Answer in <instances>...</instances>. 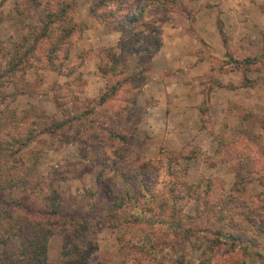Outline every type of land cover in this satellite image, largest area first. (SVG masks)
I'll return each instance as SVG.
<instances>
[{"label": "rangeland", "instance_id": "1", "mask_svg": "<svg viewBox=\"0 0 264 264\" xmlns=\"http://www.w3.org/2000/svg\"><path fill=\"white\" fill-rule=\"evenodd\" d=\"M220 1L211 0L208 5L207 3L199 5L197 0H168V8L161 12L157 10L156 2L153 1L145 7V12L137 25H128V29L126 26L123 30L112 31L106 25L99 23L90 12L91 4L96 3L97 0H70V8L65 18L57 17L54 23L50 24L54 30L52 35L55 36L56 41L59 39L60 49L51 53V46H47L45 52H49L54 58L47 62L43 56L36 54L20 80L16 79L15 86L10 83L3 89L7 93H12L23 88L21 94L9 100L1 116L0 127L3 128L19 122L24 110L54 114L56 101L69 104L71 109L76 105L75 112L80 111V107L83 109V104H86L87 100L95 99L100 94L108 78L110 82L114 81L109 74L107 78L101 73V67L111 72V65L102 57L110 55L109 52H115L113 48L122 43V51H117L124 53L122 69L125 74L136 76L140 85L135 95L136 102L131 108L133 117V125L130 127L131 137L127 133L128 140L115 145V150L121 156L118 161L136 156L155 160L162 152L170 154V150L187 154L190 158L179 161L174 170L177 175H181L183 169L186 170L183 176L191 186L195 187L194 193L180 199L174 213L171 210L155 208L152 215L151 212L146 211L141 202L136 207L135 203L130 201L131 198L122 197L123 185L117 180L120 174L116 171L121 164L114 163L116 155L113 156L111 147L113 145L108 141H101L99 138L84 139L82 136L66 142L52 133L43 132L35 134L34 139L22 147L20 156H16L20 160L17 159L20 163L18 176L10 181L5 179L7 174L3 173L0 177L2 178L0 218L6 214L17 215V223L23 226L24 230L27 229L29 227L27 220L31 221L30 213L21 210L17 205L14 206V202L29 201L30 208L36 205L43 209L47 202L42 200L44 194H51L52 190H55L61 197L64 215L88 217L86 230L80 229L79 235L73 240V244L77 246L75 251L80 256L76 264H122L125 249L121 245V240L131 233L143 234L144 239L147 240L150 228L121 221H114L112 225L109 219H99L102 215L112 214L120 218H131L140 213L147 216L151 214L156 221L154 224L156 232L168 233L172 239L176 237L175 232L181 231L178 224L182 223L184 229L190 228L192 223L184 216L196 214L197 195L200 198L204 197L208 202L229 195L240 200L254 198V205L263 212L264 63H244L243 60L252 57L264 58V29L251 34L250 32L254 30L252 28L248 35L243 31L242 38L245 43L234 45L231 41L234 39V35L231 34L233 26L230 25L231 23L228 25L222 23L217 11L210 9L215 5L218 6ZM54 2L55 0L0 2V44L5 39L18 42L24 31L41 23L40 20L44 15L46 16L47 10L52 14L58 12ZM16 3L20 5V11L16 8ZM223 3L224 1L221 4ZM138 4L141 6L142 0H138ZM209 9L216 16L214 31L221 39L223 54L228 55L226 59L215 53L213 45L202 39L200 45H197V38L193 34L197 32H194L191 22L188 24V21L208 19L212 15ZM155 16L158 17L157 20L154 19ZM166 19L171 21L168 22ZM167 24H173L178 28L191 27L192 38L189 36L183 38L184 34L180 37L173 36ZM69 29L73 32L66 34ZM106 31L113 36H120V39L109 38ZM187 31L185 33L189 32ZM120 32L123 36L113 34ZM168 32L169 37L166 36L164 39V35ZM177 38H182L183 42ZM163 45L164 47L168 45L169 52H177L180 56L186 54L189 56L188 59L194 58L195 62L203 56L211 61L210 71L203 76L204 102L199 107L200 115L196 121H192L191 129H187L191 121L179 124L181 129H177V132L182 135L181 138L174 134L173 138L163 139L161 130L158 128L151 130L158 120L151 122L150 118H147V108L160 100L163 95L162 85L157 81L160 77L158 69L162 67L156 62ZM169 52L161 54L168 56ZM162 61L159 60L158 64H162ZM235 68L239 69L237 73L240 74L243 83L248 82V91L233 100L232 98L235 97L232 94L223 120L217 124L215 118L217 110L213 104L221 99L224 91L215 88V85L219 83L221 73H228L229 69ZM17 85L19 88L16 87ZM76 99L78 102L74 103ZM168 103L175 105L177 100L169 98ZM175 106L179 107V105ZM202 129L206 130L205 134L212 136V138L202 136V144L194 143L192 136L186 135L194 134L197 130L200 132ZM177 139L181 141L177 142ZM170 140L173 142L170 143ZM206 141H211L213 144H207ZM111 175L115 178L113 182L107 179ZM32 183L38 186L27 190V185ZM129 185L131 192L136 183L129 182ZM34 192H38V196ZM47 196L51 199L53 195ZM31 197L36 204L31 203ZM115 199L116 202H127L122 207L116 208L111 203ZM169 214L175 219L171 220ZM243 232L249 249L255 248L264 253V235L256 232V236L253 237L252 230L248 228L243 229ZM205 236L203 234L193 237L192 243H187L190 245L189 248L186 249L185 246L186 254L183 258L179 256L178 261L166 260L164 264H198L201 250L211 244L204 238ZM64 238L65 235L59 229L50 236L47 247L48 263L57 264L61 260ZM19 242L20 236H12L6 244L0 243V252L7 249L16 254ZM249 249H244L239 258L246 260L248 264H264V255L258 253L250 255ZM229 254L228 247L216 248L209 264H213L215 258L226 260L225 264L230 263L231 260L235 261L230 258V261L228 260Z\"/></svg>", "mask_w": 264, "mask_h": 264}, {"label": "trees", "instance_id": "2", "mask_svg": "<svg viewBox=\"0 0 264 264\" xmlns=\"http://www.w3.org/2000/svg\"><path fill=\"white\" fill-rule=\"evenodd\" d=\"M3 1L0 0V2ZM153 1L156 2L159 12L168 8V0H142L141 6L138 4V0H97L96 3L91 4L90 12L99 23L106 25L109 30L119 31L128 25H137L145 12V7ZM54 3L58 12L52 14L50 10H47L46 16L44 15L40 20L41 23L24 31L18 42L5 39L0 44V122L9 100L23 92V88L12 93H7L3 89L10 83L15 86L16 79L20 80L36 54L43 56L47 62L53 59L54 57L49 52H45L47 46H51V53L60 49L59 39L56 41L55 36L52 35L54 30L50 24L54 23L57 17L65 18L70 8V0H55ZM19 6L16 3L18 11L21 10ZM157 18L154 17L155 20ZM66 32V34H71L73 30L69 29ZM113 50L115 52H109L110 55L102 57L111 65V70L109 69L111 72L104 67H101L100 70L103 76L108 78L109 74L114 81L110 82L108 78L100 94L95 99L87 100L86 104H83V109L80 107V111L75 112L76 105L71 109L69 104L56 101V112L52 115L24 110L19 122L13 126L7 125L6 128L0 127V177L3 176V173L7 174L5 179L10 181L18 176L20 173L18 161L20 160L16 156H20L22 147L30 143L35 134L49 132L66 142L74 141L82 136L84 139L99 138L101 141H108L113 145L111 146L112 154L116 155L114 163L121 164L116 171L120 174L117 180L123 185L122 197L131 198L130 201L134 202L136 207L141 202L146 211L151 212L152 215H154L155 208L171 210L174 213L178 201L190 193H194L195 187L191 186L183 176L186 174V170L183 169L181 175H177L178 173L174 170L179 161L190 157L182 151L170 150L171 155L168 152H162L155 160L136 156L135 158H123L124 160L121 162L118 161L121 156L115 150V145L126 142L128 140L127 133L131 137L132 128L130 127L133 125L131 108L136 102L135 95L140 84L136 80V76L125 74L122 69L124 53L117 52L122 51V43ZM243 62L264 63V58L252 57V59H244ZM16 87L19 88L18 85ZM77 102L78 99L74 103ZM107 179L111 182L115 181L112 175ZM129 182L136 183L131 192ZM37 186L38 184H29L27 190ZM37 193L34 192L35 195ZM47 195L53 196L48 199ZM253 199L243 198L240 200L229 195L208 202L204 197L200 198L197 195L196 214L184 216L192 223L190 228L184 229L181 226L182 223L178 224L181 231L175 232L177 238L172 239L168 233L156 232L154 227L156 221L153 220L151 214L150 217L140 213L131 218H120L111 214L109 216L102 215L99 219H109L112 225L114 221H121L133 225H145L150 228L147 240L144 239L143 234L136 233H131L127 238L125 236L121 240V245L125 249L122 264H164L166 260L178 261L180 260L179 256L183 258L186 254L185 246L186 249L190 246L187 243H192L194 238L203 234L211 244L201 250L198 264H209L215 249L221 246L228 247L230 253L228 260L230 258L236 261L231 260L227 264H248L246 260L239 258L244 249H249L243 229L252 230L253 237L256 236V232L264 235V210L263 212L259 210L254 205ZM42 200H47L43 209L36 205L34 208H30L29 201L14 202V206L17 205L21 210L30 213L31 221L27 220L29 227L25 229L26 231L23 226L17 223V215L6 214L0 218V227L3 228H0V243L4 245L11 240L12 236H20L17 253L13 254L7 249L0 252V264H50L47 261V247L50 236L57 229L65 235L61 260L57 264H76L80 256L75 251L77 246L73 244V240L79 235L80 229L86 230L88 217L64 215L61 197L55 190H52L51 194L45 193ZM125 202H116L115 199L111 203L114 207L119 208ZM31 203L36 204L32 197ZM168 216L171 220L174 218L171 214ZM249 253L250 255L253 253L264 255L261 250L255 248L254 250L250 248ZM224 262L226 260L222 258H215L213 264H225Z\"/></svg>", "mask_w": 264, "mask_h": 264}, {"label": "crops", "instance_id": "3", "mask_svg": "<svg viewBox=\"0 0 264 264\" xmlns=\"http://www.w3.org/2000/svg\"><path fill=\"white\" fill-rule=\"evenodd\" d=\"M223 1L224 3L221 4ZM204 3H207L208 5L211 3V0H197V4L199 5H203ZM218 3V6L215 5L214 7H210L209 5V7L210 9L215 10V12L217 11L216 13L222 23H224L225 25L231 23L230 25L233 26L231 34L234 35V39H232L231 41L234 45L240 43H242L243 45L245 43L243 42L242 38L243 31H245V33L248 35V32L252 28L254 30L250 32L251 34L264 29V0H221ZM210 14L212 15H210L208 19H198L195 20V22L188 21V24L191 22V25L194 26V32H197V34L193 33L195 34L194 37L197 38V45H200V39H202L203 41L213 45L215 53L220 54V56L226 59L228 55L223 54L221 39L217 32L214 31L216 16L213 15L214 12H210ZM166 20L168 22L171 21L170 19ZM199 25L206 27L200 28L198 27ZM167 26H170L168 28L173 36L178 35L180 37L182 34H184L183 38L185 36H189V38H192L191 34L193 29L191 27L178 28L173 24H167ZM128 28L129 26L127 27V29ZM185 31H187L188 33H185ZM106 34L107 36H109V38L113 37L114 39H120V36H113L107 31ZM113 34L123 36L122 32ZM164 36V39L166 38V36L169 37V32ZM177 39H180L182 41V38ZM162 52H169L168 45L166 47H164L163 45V47L159 51V59L156 61L157 65L162 67L158 69V71H160L158 72L160 77L159 79H157V81H159L162 85L163 95L160 100L156 101L147 108V118L149 117L151 122L158 120V122H156L157 126L155 127V124L151 128V130H153V128H158L159 130H161L163 132V139L173 138L174 134L181 138L182 135L177 132V129H181L179 128V124H181V122L189 123L191 121L190 125L187 126V129H191L192 121H196L197 117L200 115L199 107L204 102L202 93V81H205V78H203V76H206L210 71L211 61L207 59V57L203 56V53V58H200L198 62H195L194 58H190L191 60L188 59L189 56H186V54L180 56L177 55V52H169L168 56H166V54H164L165 56H162ZM161 59L163 60L162 64H158L159 60L161 62ZM154 66L157 67L155 64ZM238 70L239 69L237 68L229 69L228 73H221V71L219 70L222 76L219 80V83L215 85V88H219L220 90L223 89L224 94L223 96H221V99L215 101V104H213L214 107L216 106L217 110L215 115V118H217L216 121L218 122L217 124H220L222 122L223 117L227 111L228 104L229 102H231L230 97L232 98V94L235 97L232 98L233 100L238 99V95L244 93L245 91H248V82L245 81L243 83L240 74L238 75L237 73ZM149 90H151V88ZM169 98H174V100H177V103L174 104L179 105V107L176 108V106L173 104L169 105ZM212 114L213 113L211 110V115ZM183 129L186 130L185 128ZM205 132L206 130L202 129V131L200 132L199 130H197L194 134L186 135L190 137L192 136L194 143L198 144L201 142L202 144V136H205V138H212V136H210L209 134H205ZM183 137L186 138V136ZM180 141L181 140L177 139V142ZM182 141L184 140L182 139ZM169 142L172 143L173 140H170ZM207 144H213V142L208 141Z\"/></svg>", "mask_w": 264, "mask_h": 264}]
</instances>
